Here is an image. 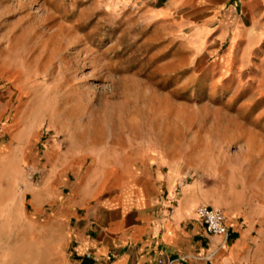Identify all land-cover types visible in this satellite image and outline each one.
I'll list each match as a JSON object with an SVG mask.
<instances>
[{
	"label": "rangeland",
	"instance_id": "rangeland-1",
	"mask_svg": "<svg viewBox=\"0 0 264 264\" xmlns=\"http://www.w3.org/2000/svg\"><path fill=\"white\" fill-rule=\"evenodd\" d=\"M152 3L0 0V132L66 160V196L149 185L167 197L173 173L177 197L199 182L264 207V79L229 91L148 17Z\"/></svg>",
	"mask_w": 264,
	"mask_h": 264
},
{
	"label": "crops",
	"instance_id": "crops-1",
	"mask_svg": "<svg viewBox=\"0 0 264 264\" xmlns=\"http://www.w3.org/2000/svg\"><path fill=\"white\" fill-rule=\"evenodd\" d=\"M151 1L148 17L171 23L197 69L229 79V91L264 79V0ZM37 140L0 132V264H264V207L245 194L222 201L191 182L177 197L171 173L167 197L149 185L66 196L67 161ZM200 205L223 211L228 236L207 232Z\"/></svg>",
	"mask_w": 264,
	"mask_h": 264
},
{
	"label": "built area",
	"instance_id": "built-area-1",
	"mask_svg": "<svg viewBox=\"0 0 264 264\" xmlns=\"http://www.w3.org/2000/svg\"><path fill=\"white\" fill-rule=\"evenodd\" d=\"M196 213L208 233L218 236L229 235L227 218L223 211L212 206L202 205L197 208Z\"/></svg>",
	"mask_w": 264,
	"mask_h": 264
},
{
	"label": "bare ground",
	"instance_id": "bare-ground-1",
	"mask_svg": "<svg viewBox=\"0 0 264 264\" xmlns=\"http://www.w3.org/2000/svg\"><path fill=\"white\" fill-rule=\"evenodd\" d=\"M176 132L173 134L175 136Z\"/></svg>",
	"mask_w": 264,
	"mask_h": 264
}]
</instances>
